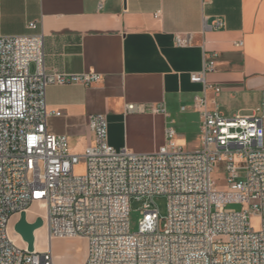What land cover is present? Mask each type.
<instances>
[{
    "label": "built area",
    "instance_id": "built-area-1",
    "mask_svg": "<svg viewBox=\"0 0 264 264\" xmlns=\"http://www.w3.org/2000/svg\"><path fill=\"white\" fill-rule=\"evenodd\" d=\"M28 28L35 30L37 22ZM176 43L186 46L188 40L178 37ZM215 66L206 59L191 80L218 95L221 89L206 81ZM100 80L96 73L48 70L43 35L0 37V264H54L50 249L29 252L13 237L23 213L30 223L41 218L30 221L34 207L43 208L48 239L87 240L84 264H264V119L227 118L210 110L205 96L197 97L199 149L185 151L168 127L158 153L135 154L113 148L107 117L95 114L94 143L77 155L68 137L48 131L46 92L52 85ZM153 111L166 114L163 107ZM81 163L85 172L77 175ZM220 163L225 190L213 180ZM158 196L167 199L165 216ZM132 200L142 202L136 233L130 228ZM233 204L241 210L229 208ZM253 216L261 219L259 231Z\"/></svg>",
    "mask_w": 264,
    "mask_h": 264
},
{
    "label": "crops",
    "instance_id": "crops-1",
    "mask_svg": "<svg viewBox=\"0 0 264 264\" xmlns=\"http://www.w3.org/2000/svg\"><path fill=\"white\" fill-rule=\"evenodd\" d=\"M29 34L44 36L48 70L101 76L47 89L48 131L68 137L74 154L94 143L95 114L107 117L109 144L135 154L158 153L168 127L184 150L197 145V97L227 118L264 119V0H0V37ZM208 58L218 95L191 80Z\"/></svg>",
    "mask_w": 264,
    "mask_h": 264
},
{
    "label": "rangeland",
    "instance_id": "rangeland-1",
    "mask_svg": "<svg viewBox=\"0 0 264 264\" xmlns=\"http://www.w3.org/2000/svg\"><path fill=\"white\" fill-rule=\"evenodd\" d=\"M201 146L200 138L199 142L196 144L189 143L185 147V151H194L199 149ZM85 172V165L83 163L75 167V173L77 175L83 174ZM226 170L225 166L220 163L217 164L216 169L213 173V180L216 186L220 190L227 189L226 182ZM155 203L160 209V214L165 216L167 214V199L163 196H158L155 198ZM142 202L132 200L131 211H130V228L132 233H136L139 229L141 215ZM229 208L235 210H241L242 206L239 204L230 205ZM35 213H40L43 211L42 207H34ZM30 221L34 220L33 216H30ZM251 224L256 231L261 229V219L257 216L251 218ZM36 232V250L46 251L50 249L54 258V264H84L87 254H88V242L81 237H54L52 239L47 238V230L45 226L38 229ZM16 236V232H12ZM17 243L25 247L23 240L18 237Z\"/></svg>",
    "mask_w": 264,
    "mask_h": 264
},
{
    "label": "water",
    "instance_id": "water-1",
    "mask_svg": "<svg viewBox=\"0 0 264 264\" xmlns=\"http://www.w3.org/2000/svg\"><path fill=\"white\" fill-rule=\"evenodd\" d=\"M43 226V219L37 218L34 223H30L25 213L20 216V219L14 225L15 232L20 235L23 242L28 245L29 252H34L36 242L35 232Z\"/></svg>",
    "mask_w": 264,
    "mask_h": 264
},
{
    "label": "bare ground",
    "instance_id": "bare-ground-1",
    "mask_svg": "<svg viewBox=\"0 0 264 264\" xmlns=\"http://www.w3.org/2000/svg\"><path fill=\"white\" fill-rule=\"evenodd\" d=\"M33 210H34V209H33ZM33 210L30 212L29 217H30V216H34V217L39 216V217H41V218H45L43 215H41L40 213H35ZM44 226H45V228H46V230H47L46 224H44ZM37 234H38V232H35V239L37 238ZM13 237H14V239H15L16 242H17L18 237L21 238V236L18 235L17 233H16V236L13 235ZM21 239H22V238H21ZM25 245H26V244H25ZM35 248H36V242H35Z\"/></svg>",
    "mask_w": 264,
    "mask_h": 264
}]
</instances>
